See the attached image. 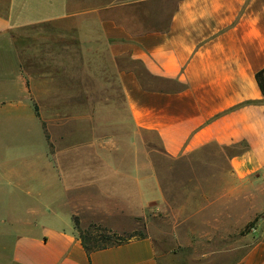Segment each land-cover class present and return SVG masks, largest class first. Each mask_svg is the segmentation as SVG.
Returning <instances> with one entry per match:
<instances>
[{
    "label": "crops",
    "instance_id": "1",
    "mask_svg": "<svg viewBox=\"0 0 264 264\" xmlns=\"http://www.w3.org/2000/svg\"><path fill=\"white\" fill-rule=\"evenodd\" d=\"M259 73L264 0H0V163H30L28 178L2 171V188L25 203L0 214V264H167L148 235L85 250L77 218L117 230L113 219L164 200L151 163L102 162L86 104L114 81L131 126L155 134L167 157L233 150L230 178L248 191L264 188ZM39 103L64 105L56 133ZM253 216L248 249L231 264H264V206Z\"/></svg>",
    "mask_w": 264,
    "mask_h": 264
},
{
    "label": "rangeland",
    "instance_id": "2",
    "mask_svg": "<svg viewBox=\"0 0 264 264\" xmlns=\"http://www.w3.org/2000/svg\"><path fill=\"white\" fill-rule=\"evenodd\" d=\"M134 70L143 79V73L136 65ZM109 75L111 77V73ZM37 108L45 125L53 120L50 130L53 132L54 129L56 133L62 127L64 105L39 103ZM86 114L95 115L97 127L101 130L102 162L151 163L164 200L160 205L151 204L147 215L113 219V224H118L117 230L97 223L80 222L85 219L77 218L78 234L82 239L92 246L107 247L135 238L133 236L148 235L165 252L167 264H231L229 261L237 259L248 249L249 235L253 233L258 218L253 212L264 206V188L260 186L246 191L244 185L231 180L228 159L233 150L210 147L176 159L167 157L155 134L131 126L123 96L114 81L111 87H103L99 104H86ZM53 138L56 142L54 135ZM37 145L41 151L40 138ZM24 147L28 149V145L22 142L21 148L17 149L22 151ZM29 164L0 163V178L4 167L7 171H14L15 176L28 178ZM44 164L38 163V168ZM134 170L145 172V166ZM37 180L38 195L45 198L43 202L49 203L46 199L51 193L49 186L52 189L49 178L47 181L39 169ZM5 182L0 183V214L4 210L18 213L25 201L16 199L19 192L8 185L3 186L5 192H2ZM243 222L245 225L241 227ZM238 224L240 228H237Z\"/></svg>",
    "mask_w": 264,
    "mask_h": 264
},
{
    "label": "trees",
    "instance_id": "3",
    "mask_svg": "<svg viewBox=\"0 0 264 264\" xmlns=\"http://www.w3.org/2000/svg\"><path fill=\"white\" fill-rule=\"evenodd\" d=\"M256 80H257V83L259 85V88L260 90L262 91V93H264V77H262V74H257L256 76ZM133 237H137V236H133ZM142 237V236H139V238ZM130 240L127 239L126 241ZM82 243H83V246L85 248V250L88 252V253H91V252H94V251H97V250H101V249H105L107 247H104V246H97V245H94L92 246L90 242H88L87 240H85L84 238L82 239ZM96 244V243H95ZM112 246V245H111Z\"/></svg>",
    "mask_w": 264,
    "mask_h": 264
}]
</instances>
